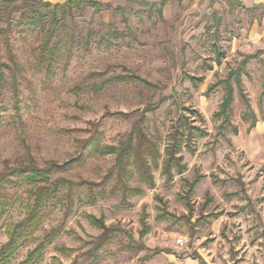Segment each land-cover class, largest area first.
Masks as SVG:
<instances>
[{
    "label": "rangeland",
    "instance_id": "obj_1",
    "mask_svg": "<svg viewBox=\"0 0 264 264\" xmlns=\"http://www.w3.org/2000/svg\"><path fill=\"white\" fill-rule=\"evenodd\" d=\"M42 2L0 0V172L49 167L48 183L63 185L44 187L50 197L18 226L42 184H0V264H264V6ZM247 54L245 99L231 79L227 116H214L225 87L208 86ZM144 110L161 153L181 115L206 131L170 182L160 159L153 185L122 179L114 155L90 145L117 146Z\"/></svg>",
    "mask_w": 264,
    "mask_h": 264
},
{
    "label": "trees",
    "instance_id": "obj_2",
    "mask_svg": "<svg viewBox=\"0 0 264 264\" xmlns=\"http://www.w3.org/2000/svg\"><path fill=\"white\" fill-rule=\"evenodd\" d=\"M236 1V0H234ZM240 4L238 1H236ZM44 6L51 5L48 2H42ZM81 3L82 6L97 7L100 5L97 1L92 0H67L62 4H54L53 7H61L64 5H75ZM36 8L31 7V12L36 13ZM30 14H27L26 17L29 19ZM53 25H57V20L55 15H51ZM256 54H247L244 55L239 62L238 66L235 69L230 70L227 73L225 79L218 80L208 86L207 92H210L212 89L217 87L219 84H224L225 93L222 97V100L219 105L218 111L214 116H227V111L231 105L232 101V87L230 80L233 79L239 93L245 99L242 94V87L240 81V75L243 73L245 64L253 59ZM191 80L201 81V77H190ZM146 110L141 113L138 120L132 122L129 132L126 134L123 140H120L117 146L113 145H96L90 144L93 147L94 151H102V153H111L114 155V165L116 167V172L118 177L122 179H128L131 176L132 171H135L139 179H141L148 186L153 185V176H152V167L158 166V160L160 159V173L164 176V181L170 182L173 178L174 173L180 174L185 169V164L182 163V156L179 154L182 149H185L190 154L195 150L192 146V141L195 138L203 137L206 135V131L191 125L188 122L186 116L181 115L177 120L175 126L171 127L169 133L167 134V141L164 144L162 153L159 151V148L156 142L148 137L142 128V122L145 119L144 113ZM236 132V129L234 130ZM50 168H37L33 165L18 166V167H6L2 172H0V184L9 182L12 180H22L28 183H41L42 186H39L37 190L33 193L35 196L34 206L27 211L23 224L25 221H33L35 215L37 214L38 203L43 198L50 197V193L43 190L57 191L59 185H63L62 180H54V182H49ZM198 179H194L192 185L194 186L197 183ZM48 184V185H47ZM47 185V186H46ZM134 190H130L133 192ZM91 222L103 228L104 224L101 220L90 216ZM28 226L30 225L27 224ZM17 244V234L15 232H10V237L8 242L3 248L7 249V256L11 255Z\"/></svg>",
    "mask_w": 264,
    "mask_h": 264
},
{
    "label": "crops",
    "instance_id": "obj_3",
    "mask_svg": "<svg viewBox=\"0 0 264 264\" xmlns=\"http://www.w3.org/2000/svg\"><path fill=\"white\" fill-rule=\"evenodd\" d=\"M43 1L51 4H62L67 0H43ZM92 1H98V0H92ZM236 1L240 3V6L251 10L255 9L256 7L264 6V0H236ZM262 24L264 25V18L262 19Z\"/></svg>",
    "mask_w": 264,
    "mask_h": 264
},
{
    "label": "built area",
    "instance_id": "obj_4",
    "mask_svg": "<svg viewBox=\"0 0 264 264\" xmlns=\"http://www.w3.org/2000/svg\"><path fill=\"white\" fill-rule=\"evenodd\" d=\"M176 241H177L178 243H181V239H180V238H179V239H177Z\"/></svg>",
    "mask_w": 264,
    "mask_h": 264
}]
</instances>
